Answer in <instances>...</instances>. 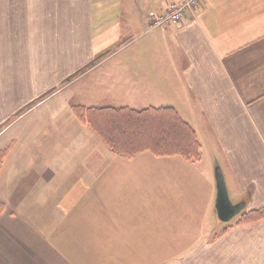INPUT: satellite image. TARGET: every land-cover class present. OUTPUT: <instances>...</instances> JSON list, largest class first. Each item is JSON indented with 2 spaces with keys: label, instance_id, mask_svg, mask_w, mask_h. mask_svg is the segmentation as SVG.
<instances>
[{
  "label": "crops",
  "instance_id": "obj_1",
  "mask_svg": "<svg viewBox=\"0 0 264 264\" xmlns=\"http://www.w3.org/2000/svg\"><path fill=\"white\" fill-rule=\"evenodd\" d=\"M168 1L0 0V264H264V218L218 228L215 179L264 206V0L149 29ZM73 103L172 107L200 159L76 164Z\"/></svg>",
  "mask_w": 264,
  "mask_h": 264
},
{
  "label": "trees",
  "instance_id": "obj_2",
  "mask_svg": "<svg viewBox=\"0 0 264 264\" xmlns=\"http://www.w3.org/2000/svg\"><path fill=\"white\" fill-rule=\"evenodd\" d=\"M78 118L106 142L114 154L132 158L143 152L156 157L180 156L198 161L201 145L194 129L168 106L141 110L115 107L75 106ZM5 150L0 151V164ZM264 218V206L243 210L237 223Z\"/></svg>",
  "mask_w": 264,
  "mask_h": 264
},
{
  "label": "rangeland",
  "instance_id": "obj_3",
  "mask_svg": "<svg viewBox=\"0 0 264 264\" xmlns=\"http://www.w3.org/2000/svg\"><path fill=\"white\" fill-rule=\"evenodd\" d=\"M150 1L151 0H148V4ZM93 64H94V62L89 64V66L87 68H84V69L76 72L73 76H71V78H68L66 81H74L75 82L79 78V74L86 71V69H89V67H91ZM74 103H75V101H74ZM75 106L96 107V106H85L82 104H74L72 106V113H73L74 120H76V122H78L82 126L81 128L83 130H85L84 131L85 136H87V138L89 139L87 146L85 148H83L82 151H80V153L77 156H74V163H76V164L80 163L82 161V156H84V154H86V152H90V151H92V154L95 153V155H93L94 158L89 159V162H91L92 160L94 162L97 161V156H98L97 152H98L102 156H104L103 162H102V166H104V168L127 169L130 167H144L147 164L143 163L145 161L143 158H148V157L154 158L153 157L154 155L151 154L150 152H143V153H140V154H138L132 158H127V157L112 153L110 151V148L106 144V142L103 140V138L100 135H98L89 125H87L85 122L81 121L78 118V116L76 115V113L74 111ZM75 147L76 146L74 144V149H75ZM1 150H5V152H6L7 147L0 149V151ZM205 154H206L205 155V158H206L207 152H205ZM3 160H2V163H3ZM98 162L100 164L101 160L99 159ZM2 163L0 164V168L2 166ZM231 197L233 200L234 199L233 195ZM156 200L157 199L152 194V192L148 190V201H156ZM237 219H238V215L233 217L230 221H228L222 225L221 224L218 225V228L219 227L222 228L223 226L232 225L237 221Z\"/></svg>",
  "mask_w": 264,
  "mask_h": 264
},
{
  "label": "built area",
  "instance_id": "obj_4",
  "mask_svg": "<svg viewBox=\"0 0 264 264\" xmlns=\"http://www.w3.org/2000/svg\"><path fill=\"white\" fill-rule=\"evenodd\" d=\"M198 0H170L161 13L149 16L148 28L153 29L165 25H178L188 12L196 6Z\"/></svg>",
  "mask_w": 264,
  "mask_h": 264
},
{
  "label": "water",
  "instance_id": "obj_5",
  "mask_svg": "<svg viewBox=\"0 0 264 264\" xmlns=\"http://www.w3.org/2000/svg\"><path fill=\"white\" fill-rule=\"evenodd\" d=\"M216 179V211L217 217L221 222H228L244 210L242 203L233 204L226 190L223 175L217 167L215 170Z\"/></svg>",
  "mask_w": 264,
  "mask_h": 264
}]
</instances>
